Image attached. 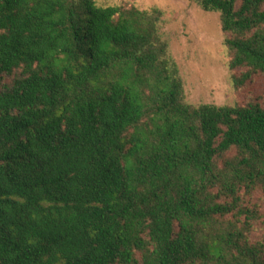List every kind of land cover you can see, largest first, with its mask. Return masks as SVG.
Returning <instances> with one entry per match:
<instances>
[{
	"label": "trees",
	"instance_id": "trees-1",
	"mask_svg": "<svg viewBox=\"0 0 264 264\" xmlns=\"http://www.w3.org/2000/svg\"><path fill=\"white\" fill-rule=\"evenodd\" d=\"M194 1L264 77V0ZM163 24L0 0V264H264V98L189 105Z\"/></svg>",
	"mask_w": 264,
	"mask_h": 264
},
{
	"label": "rangeland",
	"instance_id": "rangeland-1",
	"mask_svg": "<svg viewBox=\"0 0 264 264\" xmlns=\"http://www.w3.org/2000/svg\"><path fill=\"white\" fill-rule=\"evenodd\" d=\"M95 1L100 7L127 1L141 10L157 8L163 12L162 36L178 65L189 105L235 106L247 104L258 96L264 98V77H257L245 88H235L232 77L239 76L243 70H230L220 14L204 12L194 0Z\"/></svg>",
	"mask_w": 264,
	"mask_h": 264
}]
</instances>
